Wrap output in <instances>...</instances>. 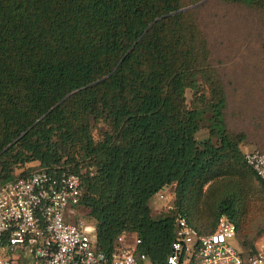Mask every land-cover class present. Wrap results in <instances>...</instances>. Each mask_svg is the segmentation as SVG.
<instances>
[{
  "label": "trees",
  "instance_id": "16d2710c",
  "mask_svg": "<svg viewBox=\"0 0 264 264\" xmlns=\"http://www.w3.org/2000/svg\"><path fill=\"white\" fill-rule=\"evenodd\" d=\"M221 1L264 18V0ZM191 4L0 0V189L38 170L79 176L76 209L106 254L135 236L138 255L165 264L178 220L207 235L225 215L243 260L254 257L264 183L246 133L227 127L226 86ZM166 187L172 204L154 214Z\"/></svg>",
  "mask_w": 264,
  "mask_h": 264
},
{
  "label": "built area",
  "instance_id": "2783aa9c",
  "mask_svg": "<svg viewBox=\"0 0 264 264\" xmlns=\"http://www.w3.org/2000/svg\"><path fill=\"white\" fill-rule=\"evenodd\" d=\"M245 157L264 183V153L255 150ZM81 196L80 177L65 172L38 170L4 185L0 189V264H144L148 259L137 254L138 239L126 245L120 237L112 254L96 250L91 238L95 227L71 221ZM156 199L170 207L173 195L166 187ZM235 236L236 226L225 215L207 235H199L180 219L177 241L165 264H264V245L245 262L233 244ZM2 248L11 259L1 256Z\"/></svg>",
  "mask_w": 264,
  "mask_h": 264
},
{
  "label": "rangeland",
  "instance_id": "374dc122",
  "mask_svg": "<svg viewBox=\"0 0 264 264\" xmlns=\"http://www.w3.org/2000/svg\"><path fill=\"white\" fill-rule=\"evenodd\" d=\"M204 0H185L192 5ZM198 11L199 21L211 42L213 57L224 80L228 107L226 124L235 132H245L247 141L243 145L244 152L264 151V59L261 53V43L264 40V18L257 9L248 6L226 4L221 0H206L194 7ZM193 92L187 91L191 100ZM206 131L199 133V138H205ZM37 167L32 166V168ZM32 168H29L32 169ZM26 172V169L17 173ZM257 190L256 187V194ZM151 206L154 214L166 209L167 203L153 199ZM71 221L89 223L87 212L82 209L71 211ZM205 230V229H204ZM94 241L95 235H91ZM128 244H133L135 236L128 237ZM234 246L241 250L238 238ZM258 248L264 245V237L256 243ZM9 252V251H8ZM7 249H1L3 258L11 259ZM23 256L30 259L25 253ZM144 264H151L149 260Z\"/></svg>",
  "mask_w": 264,
  "mask_h": 264
},
{
  "label": "water",
  "instance_id": "95a60500",
  "mask_svg": "<svg viewBox=\"0 0 264 264\" xmlns=\"http://www.w3.org/2000/svg\"><path fill=\"white\" fill-rule=\"evenodd\" d=\"M204 1H206V0H204ZM203 1V2H204ZM203 2H201V3H203ZM201 3H199V4H196V5H194V6H191V7H189V8H187V9H192V8H194V7H197V6H199ZM152 26V24L149 26V28ZM66 99V98H65ZM64 99V100H65ZM64 100H62L58 105H60Z\"/></svg>",
  "mask_w": 264,
  "mask_h": 264
},
{
  "label": "crops",
  "instance_id": "0c3cea01",
  "mask_svg": "<svg viewBox=\"0 0 264 264\" xmlns=\"http://www.w3.org/2000/svg\"><path fill=\"white\" fill-rule=\"evenodd\" d=\"M198 137H199V134H198ZM32 165H37V163H33ZM126 245H129L128 241H127Z\"/></svg>",
  "mask_w": 264,
  "mask_h": 264
}]
</instances>
